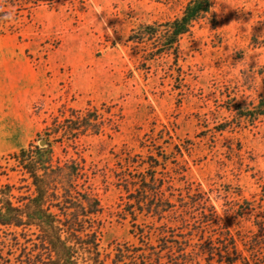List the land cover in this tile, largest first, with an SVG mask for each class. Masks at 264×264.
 I'll return each instance as SVG.
<instances>
[{
    "label": "rangeland",
    "instance_id": "1",
    "mask_svg": "<svg viewBox=\"0 0 264 264\" xmlns=\"http://www.w3.org/2000/svg\"><path fill=\"white\" fill-rule=\"evenodd\" d=\"M187 1L0 0V185L21 207L34 190L15 155L48 139L52 165L74 163L75 192L99 204L90 226L105 264L122 245L157 246L161 226L196 234L187 255L171 251L164 264H219L195 252L224 229L241 254L235 264H264V116L246 124L231 108L264 91V0H212L176 57L147 60V44L127 41L137 24L171 20ZM93 110L98 134L49 131ZM151 156L168 158L157 196L202 197L215 223L193 225L199 208L176 203L161 218L137 215L142 239L131 232L129 198ZM49 257L35 228L0 226V264Z\"/></svg>",
    "mask_w": 264,
    "mask_h": 264
},
{
    "label": "trees",
    "instance_id": "2",
    "mask_svg": "<svg viewBox=\"0 0 264 264\" xmlns=\"http://www.w3.org/2000/svg\"><path fill=\"white\" fill-rule=\"evenodd\" d=\"M211 15L212 0H188L182 12L171 20L137 24L131 29L127 41L133 44H147V60L163 53L176 57L179 39L190 32L195 22ZM2 16L3 12L0 10V23ZM231 108L238 120L246 124L254 123L264 116V91L256 103H234ZM97 119L95 110L88 111L80 118L64 120L61 126L50 128L49 131L53 135L61 133L71 137L86 131L98 134ZM47 137H50V134H47ZM15 158L29 175L34 192L18 207L12 202L10 187L0 185V226L35 228L50 252L47 264H105L96 234L90 226L91 216L99 211V204L96 199L75 192L77 166L74 163L62 167L53 166L48 139L43 147L29 146L19 149ZM166 161V157L160 161L151 156L147 167L137 178L134 193L130 195L129 207L132 210L127 213L130 216L131 232L139 239L143 237V229L135 224L137 215L161 218L162 215L171 213L176 208V203L177 208L182 210L190 206L199 208V220H194L193 225H210L216 221L214 208L202 197L196 200L191 196L189 200L181 198L172 202L157 196L162 187L157 171ZM179 222L188 223L181 220ZM174 228L160 227L157 246H120L116 249L112 264H164L160 261L161 257L174 250L187 255V248L191 246L196 234L192 232V228L175 234ZM196 228L199 230L198 226ZM200 237L198 236V239ZM211 239H220L221 242L210 244L195 253L206 255L207 261L216 258L215 261L219 264H235L240 261L236 258L241 255L236 240L227 230L212 235L209 240Z\"/></svg>",
    "mask_w": 264,
    "mask_h": 264
},
{
    "label": "water",
    "instance_id": "3",
    "mask_svg": "<svg viewBox=\"0 0 264 264\" xmlns=\"http://www.w3.org/2000/svg\"><path fill=\"white\" fill-rule=\"evenodd\" d=\"M39 145H40L41 147H43V146L45 145V141H41V142L39 143Z\"/></svg>",
    "mask_w": 264,
    "mask_h": 264
}]
</instances>
